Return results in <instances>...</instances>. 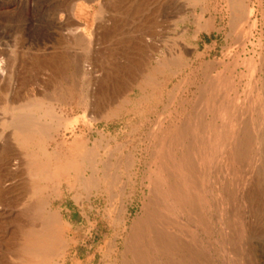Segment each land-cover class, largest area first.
<instances>
[{
    "label": "rangeland",
    "instance_id": "obj_1",
    "mask_svg": "<svg viewBox=\"0 0 264 264\" xmlns=\"http://www.w3.org/2000/svg\"><path fill=\"white\" fill-rule=\"evenodd\" d=\"M31 1L0 0V264H264V0Z\"/></svg>",
    "mask_w": 264,
    "mask_h": 264
},
{
    "label": "bare ground",
    "instance_id": "obj_2",
    "mask_svg": "<svg viewBox=\"0 0 264 264\" xmlns=\"http://www.w3.org/2000/svg\"><path fill=\"white\" fill-rule=\"evenodd\" d=\"M34 7H35V5H34ZM76 9H77V7H76ZM75 12L76 11H74L73 13H71L70 16L68 17L69 18V21H66V22L62 23V25L60 26L62 28V30H65V35H67L68 38H71V39H74V40L76 38L77 39H81V36L83 37V35H84L81 27L79 26V24L77 22L76 17H75V15H76ZM86 38H87V42L89 44H92L91 38H88V37H85L84 36V39H86Z\"/></svg>",
    "mask_w": 264,
    "mask_h": 264
},
{
    "label": "crops",
    "instance_id": "obj_3",
    "mask_svg": "<svg viewBox=\"0 0 264 264\" xmlns=\"http://www.w3.org/2000/svg\"><path fill=\"white\" fill-rule=\"evenodd\" d=\"M15 1H17V0H15ZM38 1H39V2H38ZM38 1H37V2H38V6H39V4H42V0H38ZM33 2H34V0L31 1V3H30V7H29V10H28V11H29V14H30V15H29V18H30V17H33L32 14H31V12H33V10H34L33 8H37V7H38V6H37V7H36V6L34 7V3H33ZM41 8H42V7L37 8V9H38V10H41Z\"/></svg>",
    "mask_w": 264,
    "mask_h": 264
}]
</instances>
